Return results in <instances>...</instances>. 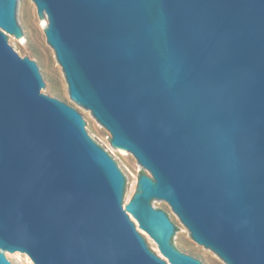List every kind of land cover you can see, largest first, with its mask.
Returning a JSON list of instances; mask_svg holds the SVG:
<instances>
[{
	"label": "water",
	"instance_id": "water-1",
	"mask_svg": "<svg viewBox=\"0 0 264 264\" xmlns=\"http://www.w3.org/2000/svg\"><path fill=\"white\" fill-rule=\"evenodd\" d=\"M33 1L70 99L149 174L125 210L116 160L41 92L0 0V264H204L154 199L225 263L264 264V0Z\"/></svg>",
	"mask_w": 264,
	"mask_h": 264
},
{
	"label": "rangeland",
	"instance_id": "rangeland-1",
	"mask_svg": "<svg viewBox=\"0 0 264 264\" xmlns=\"http://www.w3.org/2000/svg\"><path fill=\"white\" fill-rule=\"evenodd\" d=\"M17 4V20L23 29L24 36L19 38L14 34L5 32L8 35L9 43L21 56H28L39 65L46 83L41 92L58 97L76 107L86 121L85 127L89 135L116 160L125 176L123 208L126 210V205L133 199L136 193L140 175L143 173L149 174V172L137 162L136 158L129 151L112 146L110 142L111 135L108 130L101 125L89 110L70 99L63 69L56 59L54 49L47 42L45 34L47 18L43 17L42 20L40 19L33 0H18ZM152 205L155 208L164 210L175 224L176 231L172 237V243L178 250L198 258L204 264H227L212 250L205 248L191 238L186 226L164 200L154 199ZM128 214L135 222L137 230L144 235L149 247L160 257L168 261V257L161 253L158 243L148 232L139 227V222L130 212ZM11 261L21 264H34L30 256L11 254Z\"/></svg>",
	"mask_w": 264,
	"mask_h": 264
}]
</instances>
